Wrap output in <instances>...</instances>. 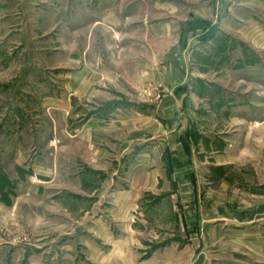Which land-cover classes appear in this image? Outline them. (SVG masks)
Masks as SVG:
<instances>
[{
    "label": "rangeland",
    "instance_id": "1",
    "mask_svg": "<svg viewBox=\"0 0 264 264\" xmlns=\"http://www.w3.org/2000/svg\"><path fill=\"white\" fill-rule=\"evenodd\" d=\"M84 70L102 96L69 95ZM170 91L188 126L184 141L230 143L232 163L215 176L225 182V203L211 207L212 220L203 207L197 228L158 204L149 214L162 213V238L150 236L141 256L179 243L202 249L184 263L220 264L232 252L253 258L257 245L256 264H264V0H0L4 264H36L32 253L39 264H96L93 249L104 244L95 219L101 214L120 233L123 213L117 218L111 206L109 182L85 191L79 179L94 182L96 146L110 156L105 135L121 139L138 118H156L154 106ZM114 104L117 128H85ZM116 180L129 182L121 173Z\"/></svg>",
    "mask_w": 264,
    "mask_h": 264
},
{
    "label": "crops",
    "instance_id": "2",
    "mask_svg": "<svg viewBox=\"0 0 264 264\" xmlns=\"http://www.w3.org/2000/svg\"><path fill=\"white\" fill-rule=\"evenodd\" d=\"M108 15L112 16V14ZM102 23L103 17H100V19H94L92 24L102 25ZM84 45L87 46V44ZM77 56L80 59L81 55ZM75 77L79 79V84L78 87L69 91V95L78 94L83 97L103 95V89H95L90 76L87 79L85 70L78 71ZM178 102L171 91L164 93L154 106L157 112L156 118L137 117V123L130 126L132 128L128 130V134L121 139L117 132L105 135L110 142V156L105 152L108 147L96 146L93 158L96 170L94 182H91L92 179L84 178L83 182L79 179V188L85 191L92 188L95 191L99 188L106 190L109 182L112 191L111 206L117 208L114 209L117 210V218L120 211L123 213L120 222L124 225L120 233L114 232L112 223L101 214L95 219L97 228L94 232L104 244L93 249L92 256L96 264H208V262H193L191 259L184 263V254L198 255L202 249L199 246L195 248L178 246L179 243L171 246H157L151 250L148 257L141 256L145 249L149 248L145 241L150 236L162 238L163 226L159 224L160 219L162 223L164 222L162 213L161 216H154L152 219L149 214L158 204H169L175 221L182 227L196 226L197 228L203 207H209L205 211L206 214L211 215L207 219L212 220L216 217L212 216L211 207H222L225 203L223 197L226 189L225 182L221 178L217 180L215 176L224 174L227 165L232 163L231 151L226 149L230 143L226 140L210 138L205 142L206 146L202 139L194 142L189 138L188 142L184 141L183 135H186L188 126L177 113ZM120 108V104H114L108 109L107 118L100 116L89 118L93 119L92 124L87 119L85 128L92 126L95 133L98 128L110 129L107 132L110 133L113 126L117 125L114 112ZM85 132L84 139L87 140V135L90 133L87 129ZM119 173L128 176L129 182L126 183V187L119 186V181L116 180ZM101 177H104V182ZM92 183L95 184L94 187ZM176 207L182 209L181 212H177ZM154 220L156 229L152 232L148 231L150 222ZM212 233L215 234V229ZM174 235L175 237L171 238L177 237L176 234ZM181 237L183 238V236L178 238L182 239ZM255 238H261V235H255ZM175 241L172 243H177ZM72 251L70 249L68 253L71 254ZM38 254L32 253L36 264H39ZM250 255L253 258L236 252L228 253L225 254L224 263H221L256 264L263 256V247L254 245ZM1 260L3 261V257ZM1 262L0 264H4Z\"/></svg>",
    "mask_w": 264,
    "mask_h": 264
}]
</instances>
